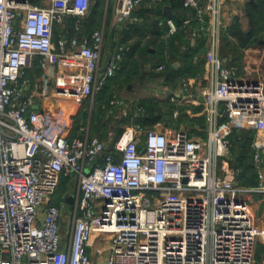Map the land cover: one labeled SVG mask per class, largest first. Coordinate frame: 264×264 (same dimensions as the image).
I'll use <instances>...</instances> for the list:
<instances>
[{"label":"built area","instance_id":"2783aa9c","mask_svg":"<svg viewBox=\"0 0 264 264\" xmlns=\"http://www.w3.org/2000/svg\"><path fill=\"white\" fill-rule=\"evenodd\" d=\"M143 1L116 0L119 28ZM226 1L182 0L199 23L190 37L208 35L211 86L198 92L207 138L126 127L109 143L84 128L83 137L66 135L67 117L115 76L122 52L100 64L101 30L62 28L54 43L67 16L80 31L92 0H0V264H255L262 230L245 196L264 194V139L249 145L256 186H240L227 164L235 133L264 132V86L236 78L220 55ZM168 27L176 29L171 20ZM35 62L41 98L24 77ZM181 84L187 91L188 80ZM73 175L62 229L67 204L52 199L61 176Z\"/></svg>","mask_w":264,"mask_h":264},{"label":"crops","instance_id":"0c3cea01","mask_svg":"<svg viewBox=\"0 0 264 264\" xmlns=\"http://www.w3.org/2000/svg\"><path fill=\"white\" fill-rule=\"evenodd\" d=\"M200 3V0H198ZM250 0H227V3H225L224 8L222 9L221 13V23L222 27L220 29L219 34V52L222 58L224 59V62L228 66H232L235 70V76L236 78L244 81H259L264 86V32L263 37L253 46L246 47L244 49H241L236 54H225L222 51L221 44H222V36L226 32L225 30L231 25V23L234 20H237L240 24L241 28L244 30L247 29L249 21L246 14V3ZM40 3V0H39ZM159 4L161 6V9L163 11V6H168L170 8V12H164V14H170L171 13V7L169 4L165 3L164 1H157V0H144L140 6H138L136 10L140 8H152L151 4ZM207 0L204 4H201L203 7L206 5ZM86 16V15H85ZM151 19H154V21H158L160 19L159 15H154L153 13L148 14ZM133 19L131 23L127 24L124 27L117 26L116 29V36L118 37L114 40V43L110 42L108 45L104 46V40L102 45V51H101V59L100 64L103 65L108 56L115 52V51H121L125 47L119 46V37L123 35V32L120 31L122 29H127L131 24H135L137 22H142V18L137 14V12H133ZM167 25H165V34L163 37H167V35L172 34L169 33V27H168V20H171L174 24L175 22L172 19L166 18ZM162 23V21H159V25ZM98 30V29H97ZM102 31V30H101ZM148 29L145 28L144 33L145 36H150V33L147 32ZM121 32V34H120ZM103 33V31H102ZM134 34L125 42L127 45L133 44V42H138V40L143 41V43L147 42L148 40H152L154 38L148 39L150 37H140L143 34V31H133ZM142 33V34H141ZM205 38V47H203L200 52L197 55H193L191 57V64L193 66H196L199 68L198 72L190 73L186 76H183V78H177L174 83L172 82H165V78L169 76L173 70L183 68L185 66V60L183 59V52L186 50V46H182L180 49V53L175 57L171 58L168 55L166 56L165 60L162 61V63L155 64L154 60H152V55L155 52V46L149 45V54L145 57V59L137 57V54L133 55V58L135 59L136 65L134 67L135 71L138 72V75L135 76L131 81L125 80V75L123 73L130 70L131 64L128 63L125 65L124 72L117 74L115 77L109 80L108 88L112 94L111 101L114 100L113 104H111V101L109 104L111 105L110 108V114L113 117L112 123H115L117 128H121L122 132L126 127H137L140 130L144 131L147 129L157 128L159 132L166 133L168 135H172L177 130H183L185 131L190 137L195 138H202L205 139L208 136L209 133V126L208 122L206 120V116L203 112V100L199 96L198 92L202 88H208L211 86V76L209 74L208 68L205 64V53L207 51L208 46V35L205 33H200ZM198 35L196 37H189L191 44L195 45L197 44L196 39H198L201 35ZM90 36V35H89ZM104 39V38H103ZM132 40V42H130ZM130 43V44H129ZM114 45V46H113ZM104 46V47H103ZM125 47L124 49H126ZM167 54V53H166ZM170 66V67H168ZM158 67H162V69H158ZM169 70L168 74H164L163 72ZM35 76V75H34ZM115 79V80H114ZM28 80V79H27ZM37 80V79H36ZM114 80V82H111ZM182 80H188L189 86L188 90H184L182 86ZM39 84L34 85V83L31 81L29 82L30 89L34 92H39L40 87ZM107 85V84H106ZM135 86V87H134ZM190 93L189 96H187ZM97 92H95L92 96L87 97L89 99V116L85 123H82L81 128H84V130H87V135L92 137H98L96 134H90V116L92 114L93 104H94V97ZM41 98V96L38 94ZM86 98V99H87ZM146 99H153L156 102L160 104H167L169 107V116L167 115L166 118L161 121L157 122L156 124L152 126H142L139 122L135 120L136 112L135 110L132 112V114L129 115L132 108H134L137 103L141 100ZM85 100V99H84ZM69 106L68 104L64 107ZM80 106V105H79ZM78 107L72 108L71 112H68L67 120H71L72 116H74L78 109ZM37 106H34L33 108H36ZM167 107V108H168ZM177 111V115L174 116L173 112ZM79 129L78 134L83 137L84 132L81 133ZM242 131L249 139L250 137L252 140L257 137L258 139H264V132H254V129L251 128H244L237 132V134ZM121 132V133H122ZM66 135H71L70 130H67ZM112 134V138H114L113 131L108 133V135ZM120 136V135H119ZM247 138V139H248ZM101 139V138H99ZM105 140V139H101ZM110 140V139H109ZM108 138L105 140L106 142L109 141ZM251 140V141H252ZM245 141V140H244ZM243 142V139L241 140ZM243 144V143H242ZM250 145V142H249ZM250 155H251V149L250 146H248ZM239 150L234 145V151L233 156L235 153H237ZM229 166V165H228ZM231 167V166H229ZM236 175H234L235 180ZM62 177V176H61ZM68 177V176H64ZM73 177V176H72ZM71 177V178H72ZM70 177H68L69 181L71 180ZM243 187V186H242ZM77 189V182H76V188L73 191L70 190H64L62 192V198L60 200L64 201V198L66 194L69 192H76ZM72 190V189H71ZM71 198V196H70ZM65 202V201H64ZM66 209L68 215L70 214L71 207L69 206L71 203L65 202ZM66 213V214H67ZM262 225H261V236L257 240L256 249H255V264H264V216H262Z\"/></svg>","mask_w":264,"mask_h":264},{"label":"trees","instance_id":"16d2710c","mask_svg":"<svg viewBox=\"0 0 264 264\" xmlns=\"http://www.w3.org/2000/svg\"><path fill=\"white\" fill-rule=\"evenodd\" d=\"M30 1L34 4H39V0ZM205 1L206 0H200V3L204 4ZM165 3L169 4L171 7V13L169 15L164 14L161 9V6L155 3L151 4L152 8L147 9L145 7H142L136 11H133L135 13L137 12V14L142 18V22L140 21L138 23L131 24L127 29L120 30L122 32L124 31L123 35L120 36V41L123 43V45L125 44V47L127 48L124 49V47L122 50V58L119 62V69L117 70L115 76L117 74L119 75L120 72L122 74V72H124L123 70L125 69V65L128 63L131 64L132 68L127 72L123 73V75H125V80L131 81L135 76H137L138 72L134 69L136 62L133 58V55L137 54V57L145 59V57L149 54V45H155V52L152 55V60L155 59V64L162 63V61L165 60L167 55L171 58H175L181 52V47L183 45L186 46V50H184L182 55L183 59L185 60V66H183V68L173 70V72L165 78V82L169 81L174 83L177 78L180 79L190 73H195L199 71L197 65L193 66L190 61L193 55H197L200 50L205 47V38L202 34H200L201 36L196 39L197 44L192 45L190 41V30L199 26L198 21L194 17L195 11L193 9L184 7L182 5V0H165ZM245 9L249 21L248 27L246 30H244L243 28H241L237 20H234L231 23V25L225 30L226 32L222 36L223 42L221 44V48L224 55L226 53L236 54L241 49L255 45L263 37L264 0L248 1L246 3ZM89 10V14L79 19V32H76L74 30V23L77 21V19L72 16H67L65 18L63 26H56L57 30L55 31L54 43H56L57 33L62 32V28H64L65 31L68 30L70 34L78 33L79 35L84 36H89L93 31L97 30L96 28L100 27V12H98L96 8L91 5ZM150 13H153L154 15H159L160 19H158V21H154V19H151L152 17L150 18L149 16H147ZM187 17L191 18V22L189 25H184L183 20ZM166 18L172 19L175 22L176 29L172 34L167 35V37H163L166 32ZM159 21H162L160 25ZM145 28L148 29L147 32L150 33L152 37L148 36L150 37L148 38L147 36H145ZM133 31H143V34L141 33L142 36L140 37L154 39L148 40L145 43H143L141 39L138 40V42H133V44L127 45L124 42H126L132 36V34H134ZM40 71V68L35 62L33 68L25 71V77L30 78L31 82L35 80L33 81L34 85L35 83L39 84L40 79L38 76L40 75ZM31 77L33 78V80ZM109 80L97 92V94H95L89 125L91 135L97 133V135L101 139H110L108 141L110 143L121 134L122 129L117 128L114 124H112L111 126V121H113V117L109 111L111 108L109 100L112 97V94L108 88ZM36 94H39L38 89ZM89 105L90 103L88 98L83 100L79 106L77 113L72 116L71 120L68 121V128L71 132V135L74 133L78 134L79 129L82 126L81 124L86 122L89 116ZM167 107V104H160L153 99L141 100L137 103L134 108L131 109L129 115L132 114V112L135 110V120L137 122H139L142 126H152L157 122L163 121L166 118V116L170 112L169 107ZM111 131H113V134L115 136L114 138H110L111 136L108 135V133H110ZM247 138L248 137L244 133H242V131H240L238 134L235 133L232 136V151H234V145L236 148H238L239 151L234 154L232 159L228 160V165L237 169L238 172L236 175V179L240 186L254 187L257 185L258 181L256 177V172L252 164L251 155L248 149L249 142H251L252 138ZM242 139L243 142H241ZM107 149H110V144L108 145ZM68 181V177L62 176L60 178L59 184L55 190V194L52 199L53 203H57L62 198L61 193L67 188L66 182ZM252 196H255V201H258V204L261 205V207H263L264 209V198H262L256 193H254ZM247 200L250 203V200Z\"/></svg>","mask_w":264,"mask_h":264},{"label":"rangeland","instance_id":"374dc122","mask_svg":"<svg viewBox=\"0 0 264 264\" xmlns=\"http://www.w3.org/2000/svg\"><path fill=\"white\" fill-rule=\"evenodd\" d=\"M226 3H227V1H226ZM115 5H116V0H92V3H91V6H94L96 8V10L98 12H100V27L99 28H96V29L103 31L104 46L108 45L110 42L114 43V40L116 38L118 40V37L116 36V31H117L116 27L119 26V25H121V24H117L113 20V17H114L113 12H114ZM89 12H90V10L88 11L87 14H89ZM130 42H132V40H130ZM118 45L119 46H123V43L120 41V37H119V43H118ZM153 46H155V45H153ZM25 78L28 79L29 82L31 81L30 78H27V77H25ZM32 80H33V78H32ZM114 80H112L111 82H114ZM33 81H35V80H33ZM114 100H112V101L110 100L111 103L114 102ZM100 101H102V100H100ZM112 124H114L115 126H119V125H116L115 123H112ZM152 129H155V130L158 131L157 128H154L153 127ZM94 134L97 135V133H94ZM110 136H111L110 138H112V134ZM227 167L229 168L228 164H227ZM76 182H77V176L73 175V177L71 178V180L68 181V182H66V187H67L66 189H69L70 188L69 189L70 191L75 190V188H76ZM253 194L254 193L252 192L249 195H246L245 198H246V200L247 199L250 200V205H251V208H252V210L254 212V215H255V222L257 223V225L261 229V225H262L261 219H262V216H264V209H263V207H261V205L258 204V201H255V199H254L255 196H252ZM256 194H258L262 198H264V194H259V193H256ZM56 197H57V194H56ZM67 200L69 201V203H71L70 201H72L71 198H68ZM63 213L64 214L62 215V220H64V221L62 222V229H65L66 221H67V216H68L67 210H65ZM69 226H70V224L67 225V228ZM105 251H106V247L102 246V250H101V252H100V254H99L98 257H103L105 255Z\"/></svg>","mask_w":264,"mask_h":264},{"label":"water","instance_id":"95a60500","mask_svg":"<svg viewBox=\"0 0 264 264\" xmlns=\"http://www.w3.org/2000/svg\"><path fill=\"white\" fill-rule=\"evenodd\" d=\"M250 1H252V0H250ZM163 11H164V12H170V8H169L168 6H163ZM53 73H54L53 68H52V67H49V68L47 69V74H48L50 77H53ZM163 73L166 75V74L169 73V70H166V71H164ZM68 198H70V197L67 196V197L64 198V201L67 202V203H69V201L67 200ZM70 202H71V201H70ZM69 204H70V203H69Z\"/></svg>","mask_w":264,"mask_h":264}]
</instances>
